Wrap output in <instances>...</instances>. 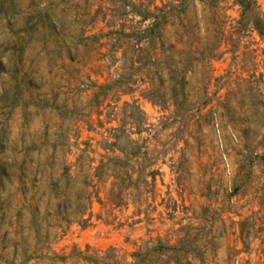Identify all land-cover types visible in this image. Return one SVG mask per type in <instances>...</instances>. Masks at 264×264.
<instances>
[{"label":"rangeland","instance_id":"obj_1","mask_svg":"<svg viewBox=\"0 0 264 264\" xmlns=\"http://www.w3.org/2000/svg\"><path fill=\"white\" fill-rule=\"evenodd\" d=\"M0 264H264V0H0Z\"/></svg>","mask_w":264,"mask_h":264},{"label":"trees","instance_id":"obj_2","mask_svg":"<svg viewBox=\"0 0 264 264\" xmlns=\"http://www.w3.org/2000/svg\"><path fill=\"white\" fill-rule=\"evenodd\" d=\"M121 153H122V151H121ZM122 155H123V157H125L127 154L123 152ZM90 196H91V195H90Z\"/></svg>","mask_w":264,"mask_h":264}]
</instances>
